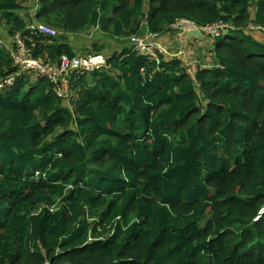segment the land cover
I'll list each match as a JSON object with an SVG mask.
<instances>
[{
  "label": "trees",
  "instance_id": "16d2710c",
  "mask_svg": "<svg viewBox=\"0 0 264 264\" xmlns=\"http://www.w3.org/2000/svg\"><path fill=\"white\" fill-rule=\"evenodd\" d=\"M32 1L0 0L11 39ZM36 1L59 33L38 37L37 56L74 59L68 35L91 30L117 48L71 82L72 108L29 74L0 93V264H264V43L251 31L264 32V0ZM179 20L230 27L210 38V68L192 71L181 43L159 64L133 50Z\"/></svg>",
  "mask_w": 264,
  "mask_h": 264
},
{
  "label": "built area",
  "instance_id": "2783aa9c",
  "mask_svg": "<svg viewBox=\"0 0 264 264\" xmlns=\"http://www.w3.org/2000/svg\"><path fill=\"white\" fill-rule=\"evenodd\" d=\"M37 9L30 14H22L27 20V29L26 32L17 33L12 38L13 44L9 51L14 62L15 72L9 76L0 77V93L4 94L7 90L13 88L19 79L29 74L35 78L47 79L52 84L54 94L66 101L68 105L70 104L72 108L75 96L71 91V82L90 73L107 69V57L101 54H87L74 59L62 56L56 62H51L47 56H37L35 50L39 44V41H37L38 37L52 39L58 37V32L54 28L49 27L35 18ZM212 26L218 27L217 32H214V36L216 37H219L223 31L229 28L226 25L220 24ZM212 26L209 25L205 28H199L195 23L188 20H179L173 24L172 29L180 30L183 33L198 29L203 34H208L214 28ZM257 30L260 31L259 28H251L252 32ZM25 33L27 35L24 37ZM157 38V34L151 33L134 37L132 39L133 50L141 56L155 60L158 64L160 63L159 56L161 54L170 56H179L181 54L178 51L175 53L168 52L159 43Z\"/></svg>",
  "mask_w": 264,
  "mask_h": 264
},
{
  "label": "rangeland",
  "instance_id": "374dc122",
  "mask_svg": "<svg viewBox=\"0 0 264 264\" xmlns=\"http://www.w3.org/2000/svg\"><path fill=\"white\" fill-rule=\"evenodd\" d=\"M26 7L28 9H25L23 12H21V14L23 15L30 14L31 12L36 10L37 1L36 0L32 1L31 3L27 4ZM171 30H172L171 31L172 35L180 32V30H173L172 28ZM217 30H218V27H214L208 32V34H204L205 38H207L206 43L202 42L201 45L198 43H195V45H192L191 48H187V49H185L184 46L182 47L184 51L183 53H185V56H186L185 60L190 63V67L192 68V71L196 69L197 64L201 65L202 63H204L206 68H210L209 63L212 61L213 56H214L213 54L210 53L211 50H213L214 48L213 41L210 38L215 35L214 32L215 31L217 32ZM68 36H69L68 37L69 40L71 41V43L74 45V47L77 50V53H78L77 57H82V56L89 54L90 51L92 52L93 50L92 45H91L92 40L94 42L98 41L99 44H105L107 51L103 54L107 57H109L112 54V52L117 48L116 41H114L111 38H108L104 35H100L99 36L100 39H97L96 32L94 30H91L87 34L68 35ZM253 36L259 42L264 43V32L259 31V30L254 31ZM164 39L168 41L169 38H164ZM0 40L8 44V46H11L13 44V41L8 36L7 30L3 24H0ZM0 46H2V43H0ZM118 48H120L119 45H118ZM65 104L68 105L66 101H65Z\"/></svg>",
  "mask_w": 264,
  "mask_h": 264
},
{
  "label": "crops",
  "instance_id": "0c3cea01",
  "mask_svg": "<svg viewBox=\"0 0 264 264\" xmlns=\"http://www.w3.org/2000/svg\"><path fill=\"white\" fill-rule=\"evenodd\" d=\"M205 37V36H204ZM165 38H169L168 41H166L164 38L163 39H160L159 40V43L163 45V47L165 46H168V45H171L172 47L175 48V45L176 43H181V47H185V49L187 48H191L192 45H195V43H198L201 45V43H205V39L204 38L203 40H200V39H195V38H192V39H187V37L185 38V36L183 34L181 35H172V37L168 36V37H165ZM164 47V48H165ZM169 47V46H168ZM177 47V46H176ZM170 48V47H169ZM172 49V48H171Z\"/></svg>",
  "mask_w": 264,
  "mask_h": 264
},
{
  "label": "water",
  "instance_id": "95a60500",
  "mask_svg": "<svg viewBox=\"0 0 264 264\" xmlns=\"http://www.w3.org/2000/svg\"><path fill=\"white\" fill-rule=\"evenodd\" d=\"M186 37L187 39L195 38L200 40H203L205 38L204 34L198 29L187 31Z\"/></svg>",
  "mask_w": 264,
  "mask_h": 264
},
{
  "label": "clouds",
  "instance_id": "9594fccd",
  "mask_svg": "<svg viewBox=\"0 0 264 264\" xmlns=\"http://www.w3.org/2000/svg\"><path fill=\"white\" fill-rule=\"evenodd\" d=\"M253 33V32H252ZM11 48V46H9V48L8 49H10Z\"/></svg>",
  "mask_w": 264,
  "mask_h": 264
}]
</instances>
